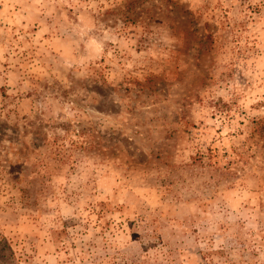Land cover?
<instances>
[{"label": "rangeland", "instance_id": "1", "mask_svg": "<svg viewBox=\"0 0 264 264\" xmlns=\"http://www.w3.org/2000/svg\"><path fill=\"white\" fill-rule=\"evenodd\" d=\"M2 243L264 264V0H0Z\"/></svg>", "mask_w": 264, "mask_h": 264}, {"label": "trees", "instance_id": "2", "mask_svg": "<svg viewBox=\"0 0 264 264\" xmlns=\"http://www.w3.org/2000/svg\"><path fill=\"white\" fill-rule=\"evenodd\" d=\"M199 159H200V157H199ZM5 244H6V243H2V244H0V258H3L2 255H1V247H3Z\"/></svg>", "mask_w": 264, "mask_h": 264}]
</instances>
